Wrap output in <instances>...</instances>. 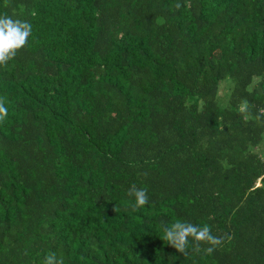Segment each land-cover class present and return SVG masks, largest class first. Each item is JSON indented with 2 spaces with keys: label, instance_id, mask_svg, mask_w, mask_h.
I'll return each instance as SVG.
<instances>
[{
  "label": "trees",
  "instance_id": "16d2710c",
  "mask_svg": "<svg viewBox=\"0 0 264 264\" xmlns=\"http://www.w3.org/2000/svg\"><path fill=\"white\" fill-rule=\"evenodd\" d=\"M0 15L32 25L0 67V264H264V0H0ZM132 185L149 197L135 211ZM176 219L222 244L178 253L161 239Z\"/></svg>",
  "mask_w": 264,
  "mask_h": 264
},
{
  "label": "clouds",
  "instance_id": "9594fccd",
  "mask_svg": "<svg viewBox=\"0 0 264 264\" xmlns=\"http://www.w3.org/2000/svg\"><path fill=\"white\" fill-rule=\"evenodd\" d=\"M180 7L179 4L176 5ZM32 31V25L20 19H13L8 15H0V67H7L20 49L26 46L28 37ZM248 102L242 101V113H248ZM9 109L6 97L0 96V124L4 123L8 117ZM132 202H126L133 211L142 208L149 202L146 188H137L132 185L127 191ZM162 240L174 248L178 253L188 254L189 242L192 243V251L199 253L201 244L208 247L203 251L206 255H211L223 242L222 237L213 234L209 225L197 226L191 222L176 219L174 222L162 225ZM43 264H64L63 257H58L55 252H50L44 256Z\"/></svg>",
  "mask_w": 264,
  "mask_h": 264
},
{
  "label": "rangeland",
  "instance_id": "374dc122",
  "mask_svg": "<svg viewBox=\"0 0 264 264\" xmlns=\"http://www.w3.org/2000/svg\"><path fill=\"white\" fill-rule=\"evenodd\" d=\"M264 141V140H263ZM264 145V142L262 143Z\"/></svg>",
  "mask_w": 264,
  "mask_h": 264
},
{
  "label": "built area",
  "instance_id": "2783aa9c",
  "mask_svg": "<svg viewBox=\"0 0 264 264\" xmlns=\"http://www.w3.org/2000/svg\"><path fill=\"white\" fill-rule=\"evenodd\" d=\"M262 112L264 113V110Z\"/></svg>",
  "mask_w": 264,
  "mask_h": 264
}]
</instances>
